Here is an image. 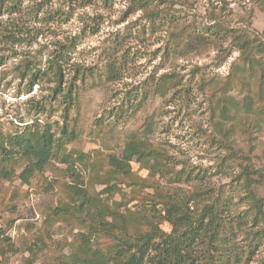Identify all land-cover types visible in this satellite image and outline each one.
Masks as SVG:
<instances>
[{"label":"rangeland","instance_id":"374dc122","mask_svg":"<svg viewBox=\"0 0 264 264\" xmlns=\"http://www.w3.org/2000/svg\"><path fill=\"white\" fill-rule=\"evenodd\" d=\"M157 5L180 24L210 25L215 20L231 27L246 26L264 39V12L255 0H168ZM0 10V131L12 133L24 126L44 128L47 124L54 125L55 130L56 122L62 123V107L53 97L55 83L46 69L54 53L61 51L65 53V59L57 58L63 75L61 84L79 85L78 102L70 111V125L68 122L69 127L75 124L77 140L66 149L84 154V160L75 166L88 187L98 192L105 186L98 183L97 176L108 169L106 159L119 154L128 135L136 133L164 150L174 169H191L203 178L172 183L161 173L148 177L147 169L132 162V169L153 182V187L120 183L122 193H115L113 198L130 200V211L142 206L139 199L155 194L154 186L169 193L175 190L179 198L195 190L215 195L221 186L224 196L231 193L229 184L240 170V161L228 158L224 138L213 125L217 117H210L209 98L213 92L212 99L218 96V84L214 82L227 74L237 51L218 65L222 53L212 42L184 54H169V35L175 31V24L155 22L151 27L145 11L133 10L129 0H3ZM229 44V40L223 42V48ZM26 60L40 72L45 70L32 86L27 77H21ZM109 64L116 65L119 79H106ZM76 65L87 74L82 85L75 77ZM195 66L201 68L200 72L194 70ZM163 74L171 83L161 95L154 91V81ZM202 80L205 85L201 89ZM229 93L239 101L242 98L236 91ZM256 134L250 143L254 144L251 152L242 128L230 135V145L239 153L249 154L255 166L264 167V130ZM52 162L65 167L56 159ZM52 177L47 170L32 178L30 184L22 185L18 178L0 179V200L8 202L7 207L0 203L2 237L21 246L7 261L0 256V264H27L29 254L21 244L33 236H43L44 242L39 243L32 264H50L53 257L70 254L67 243L85 230L75 219L45 222L48 208L57 204L58 197L65 198ZM48 182L53 191H44ZM256 189L264 198V185ZM233 202L242 208L237 197ZM188 204L192 209L193 201ZM144 205H150L149 200ZM120 210L127 212L123 206ZM160 228L168 231L170 225L163 222ZM263 255L262 250L248 264H257Z\"/></svg>","mask_w":264,"mask_h":264},{"label":"trees","instance_id":"16d2710c","mask_svg":"<svg viewBox=\"0 0 264 264\" xmlns=\"http://www.w3.org/2000/svg\"><path fill=\"white\" fill-rule=\"evenodd\" d=\"M255 1L264 12V0ZM166 2L168 0H129V5L133 10L143 9L151 27L155 22L175 24V31L169 35V54H184L212 42L219 45L222 53L216 62L218 65L232 51L238 52L227 74L214 82L218 84L215 88L218 96L212 99L213 92L209 98L210 117H217L213 125L224 138L228 158L240 161V170L229 184L231 193L224 196L221 186L215 195L207 196L205 190H195L188 197L179 198L175 190L169 193V190L154 186L155 194L139 199L142 206L130 211L127 207L130 200L121 202L113 198L115 193H122L120 183L153 187V182L141 178L132 169V162L147 169L148 177L161 173V176H169L168 181L172 183L203 178L199 177L200 172L191 169H174L164 150L136 133L128 135L119 154H111L106 159L108 169L97 176L98 183L105 186L98 192L88 187L75 166L84 160V154L66 149L77 140L75 124L69 127L68 122L70 111L78 102L79 85L61 84L63 75L57 58L65 59V53L58 51L50 58L46 69L50 70L55 83L53 97L62 107V123L56 122L55 130L54 125L47 124L44 128L24 126L12 133L0 131V179L18 178L22 185L30 184L32 178L49 170L55 176L52 179L58 191L64 193L66 199L58 197L57 204L48 208L45 222L75 219L85 228L67 243L70 254L55 256L50 264H248L252 257L264 251V198L256 189L264 185V167L255 166L249 154L239 153L230 145L233 141L230 135L242 128L249 141L248 152H251L254 147L251 140L264 130V39L246 26L231 27L215 20L210 25L180 24L169 11L162 13L158 9V3ZM227 40L230 44L223 48ZM194 70L200 72L201 68L195 66ZM118 71L116 65L109 64L106 79H119ZM74 72L82 85L87 76L85 69L76 65ZM44 74L45 70L40 72L30 60L22 65L21 77H27L30 86ZM168 78L164 74L159 76L154 81V91L164 95L170 88ZM204 83L202 80L201 89ZM230 91L241 95V100ZM53 159L65 167L55 166ZM52 188L51 182L43 187L46 192L53 191ZM236 197L241 209L233 202ZM145 200H149L150 205H144ZM189 201H193L192 209ZM2 202L7 207L8 202L1 199ZM121 206L127 212H122ZM11 207L14 209L15 205ZM163 222L170 225L168 231L160 228ZM2 234L0 230V256L7 261L21 246ZM40 242H44L43 236H33L22 242L29 254L27 264L36 259ZM257 264H264V255L259 257Z\"/></svg>","mask_w":264,"mask_h":264}]
</instances>
